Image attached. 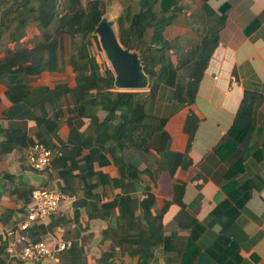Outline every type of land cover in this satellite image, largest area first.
<instances>
[{"label":"crops","instance_id":"1","mask_svg":"<svg viewBox=\"0 0 264 264\" xmlns=\"http://www.w3.org/2000/svg\"><path fill=\"white\" fill-rule=\"evenodd\" d=\"M201 3L222 18L217 31L218 43L197 84L187 91L189 103L169 115L172 90L161 85L152 114L168 117L164 129L170 137L169 152L182 151L191 161L189 169L179 172L177 177L184 184L185 210L203 228L196 240L201 253L195 264H264V0H182L179 3L182 11L167 28V36L186 34L189 44L196 43L207 21V13L200 10ZM190 18H193L191 22ZM42 43L43 35L34 24L25 28L20 39L0 42V264H134L136 257H118L111 242L101 236L107 226L114 227L116 222L125 224L128 218L115 219L116 215L106 219L89 218L87 202L111 200L116 191L110 179L122 175L127 178L128 170L134 169L139 175L129 196L138 200L145 186H149L155 198L151 209L154 213L172 193L165 156L159 151L137 149L128 140L122 141L121 150L107 139L84 143L89 137L103 136L101 131L94 133L95 126L90 128V119L94 117L100 122L106 112L88 105L80 115L66 111L69 105H65L66 99L60 96L56 86L65 83L73 87L68 68L62 73L41 72L24 77L22 82L29 90L19 102L11 104L5 96L10 81L7 76L21 73L30 62L29 51ZM187 77L184 75V80ZM244 92H247L245 98ZM42 114L56 119L57 125L47 129L39 124L37 119ZM127 115L126 109L117 108L107 123V134ZM173 116V122L179 118V126L171 123ZM172 126L175 130H171ZM69 127L85 137L80 153L70 164L74 173L82 174L89 166L98 170V158L90 162V156L96 154L100 162L106 161L102 168L104 176L100 178L97 174L86 179V184L93 185L90 189L81 186L79 175L75 176L73 186L65 187L64 194L68 197L59 201L57 209L47 218L31 223V239H40L46 233L51 239L69 240L68 248L58 251L55 259L9 257L4 252L3 231L24 217L30 189L61 190L62 187L60 167L57 161L52 162L55 158L46 169L35 171L26 163L25 155L39 139L59 149L66 143ZM178 130V141H175L172 133ZM7 132L23 134L25 138L7 145L8 151H1ZM122 165L120 175L118 166ZM230 187L237 192L234 201L242 200L234 218L225 214L223 208L213 212ZM76 199L81 203L74 206ZM176 210L174 204L167 207L162 225L165 233H176L170 243L182 245L186 232L178 230L172 221ZM219 234L228 242L226 259L217 263L203 251ZM71 240L75 247L69 250ZM158 252H153L149 264H165V254Z\"/></svg>","mask_w":264,"mask_h":264},{"label":"trees","instance_id":"2","mask_svg":"<svg viewBox=\"0 0 264 264\" xmlns=\"http://www.w3.org/2000/svg\"><path fill=\"white\" fill-rule=\"evenodd\" d=\"M117 1L121 5V11L115 18L116 38L122 48L128 47L137 53L142 71L147 76L145 90L114 89L113 73L103 64L97 36L93 30L104 14L106 0H2L0 42L20 39L29 24H34L44 38V43L29 51L31 59L23 71L7 76L10 81L5 96L11 104L17 103L29 90L22 82L24 77L35 76L41 72L62 73L68 68L72 74L73 87H67L65 83L56 86L60 96L66 99L65 105H69L66 111H76L80 115L84 106L88 105L106 112L100 122L94 117L90 119V128L95 126L94 133L101 131L103 136L89 137L84 143L103 142L107 139L112 140L116 148L121 150L122 141L128 140L137 149L162 152L172 184L170 198L163 202L160 209H154V213H151L155 198L149 186H145L138 200L129 196L139 171L129 169L127 178H124V165L118 166L122 176L110 179L116 191L115 196L105 202H87L90 207L88 217L106 219L116 215L115 219L128 218L125 224L116 222L114 227L107 226L101 231L102 238L111 242L113 252H116L118 257H136L134 264H149L153 252L158 250L165 254V264H195L201 253L196 240L203 228L185 210L182 202L184 184L177 177L179 172L189 169L191 161L182 151L169 152L170 137L164 129L168 117L154 116L152 105L161 85L172 90L169 115L175 114L189 103L187 91L197 84L218 43L217 31L222 18L208 10L205 3H201V12L207 13L205 28L203 33L199 34V40L189 44L186 34L172 37L166 34L167 28L176 21L177 15L182 11L179 5L182 0ZM192 20L193 18H190L189 22ZM184 75L188 76V80H184ZM246 96L247 92H244L243 98ZM117 108L126 109L128 115L115 124L109 135L107 123ZM37 122L47 129L57 125L56 119L47 118L44 114L38 117ZM235 123L231 126L232 129ZM24 138L23 134L7 132V141L1 146V151H8L7 145L17 144ZM84 140L82 134L69 127L66 143L59 148L60 156L52 161H57V166L60 167L62 193L66 186H73V179L77 175L81 186L87 189L93 185L86 184V179L97 174L100 178L104 176L102 168L106 161L100 162V157L96 154L90 156V162L98 158V170L94 171L89 166L82 174H76L71 168L70 164L80 153L83 144L81 142ZM38 142L47 147L51 146L40 139ZM112 154L114 157V152ZM236 195L237 192L230 187L225 193V199L213 212H219L223 208L225 214L234 218L242 203V200L234 201ZM25 203H30L29 193ZM171 204L177 206L172 221L178 230L186 232V241L182 245L170 243V239L176 234L175 231L165 233L163 230L162 216ZM51 225L52 223L48 227ZM227 242V239L219 234L203 253L220 263L226 259ZM74 244L71 240L69 250L74 249ZM234 253L236 256V250Z\"/></svg>","mask_w":264,"mask_h":264},{"label":"built area","instance_id":"3","mask_svg":"<svg viewBox=\"0 0 264 264\" xmlns=\"http://www.w3.org/2000/svg\"><path fill=\"white\" fill-rule=\"evenodd\" d=\"M59 156L60 150L58 148L47 147L35 141L30 145L25 160L31 169L42 171L50 165L54 158ZM67 197L56 188L30 189V203L26 207L24 217L3 231L5 254L22 260H38L46 257L55 259L58 251L68 248L70 246L69 240L51 239V237L46 236V233H43V237L40 239L34 240L31 239L29 231L33 221L50 216L57 209L59 201Z\"/></svg>","mask_w":264,"mask_h":264},{"label":"water","instance_id":"4","mask_svg":"<svg viewBox=\"0 0 264 264\" xmlns=\"http://www.w3.org/2000/svg\"><path fill=\"white\" fill-rule=\"evenodd\" d=\"M116 16L111 14L107 8L93 30L97 36L101 53L103 52L105 55L103 58L107 67L113 73V87L116 90H145L147 76L142 71L137 53L128 47L122 48L117 41L115 34ZM80 203L81 200L79 199L73 202L74 206Z\"/></svg>","mask_w":264,"mask_h":264},{"label":"rangeland","instance_id":"5","mask_svg":"<svg viewBox=\"0 0 264 264\" xmlns=\"http://www.w3.org/2000/svg\"><path fill=\"white\" fill-rule=\"evenodd\" d=\"M106 2H107V4H106V6H104V11H107V8H108L109 12H111V14H114V15H117L121 11V5H120L119 1H117V0H106ZM100 55L102 57L105 56L103 52L102 53L100 52ZM103 64L107 67V63L104 60V58H103ZM173 119H175V116L172 117V122L171 123L174 124L175 126H179L180 125L179 118L176 117V121L175 122H173ZM171 130H175L173 128V126H172ZM178 133H179V130L176 131V132L173 131V133H172V137L174 138L175 141H178V140H176V138L178 137L177 136Z\"/></svg>","mask_w":264,"mask_h":264}]
</instances>
